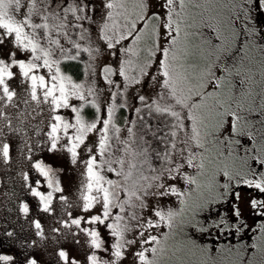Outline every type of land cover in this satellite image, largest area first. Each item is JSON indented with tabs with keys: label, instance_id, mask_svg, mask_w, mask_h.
<instances>
[{
	"label": "snow or ice",
	"instance_id": "snow-or-ice-1",
	"mask_svg": "<svg viewBox=\"0 0 264 264\" xmlns=\"http://www.w3.org/2000/svg\"><path fill=\"white\" fill-rule=\"evenodd\" d=\"M0 210V264H264V0H0Z\"/></svg>",
	"mask_w": 264,
	"mask_h": 264
},
{
	"label": "rangeland",
	"instance_id": "rangeland-1",
	"mask_svg": "<svg viewBox=\"0 0 264 264\" xmlns=\"http://www.w3.org/2000/svg\"><path fill=\"white\" fill-rule=\"evenodd\" d=\"M46 160L54 161L55 165L67 166V162L66 161H64L61 158L54 157L51 154H49L46 157ZM5 180H7V177H5ZM8 183H9V186H10V181ZM241 194H242V196L245 195V193H243V192ZM2 214H3L2 210H0V215H2Z\"/></svg>",
	"mask_w": 264,
	"mask_h": 264
}]
</instances>
